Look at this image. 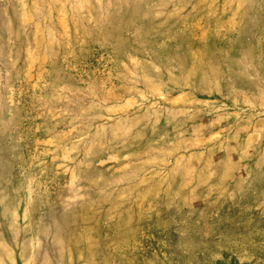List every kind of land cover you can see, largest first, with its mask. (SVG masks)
Here are the masks:
<instances>
[{
    "label": "rangeland",
    "instance_id": "374dc122",
    "mask_svg": "<svg viewBox=\"0 0 264 264\" xmlns=\"http://www.w3.org/2000/svg\"><path fill=\"white\" fill-rule=\"evenodd\" d=\"M0 264H264V0H0Z\"/></svg>",
    "mask_w": 264,
    "mask_h": 264
}]
</instances>
